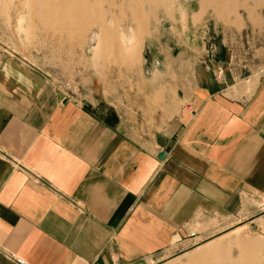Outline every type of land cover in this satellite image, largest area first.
I'll return each mask as SVG.
<instances>
[{
	"label": "crops",
	"instance_id": "1",
	"mask_svg": "<svg viewBox=\"0 0 264 264\" xmlns=\"http://www.w3.org/2000/svg\"><path fill=\"white\" fill-rule=\"evenodd\" d=\"M235 26L172 32L121 103L95 89L70 96L0 56V264H152L212 231L197 224L253 209L244 199L264 194V20Z\"/></svg>",
	"mask_w": 264,
	"mask_h": 264
},
{
	"label": "rangeland",
	"instance_id": "2",
	"mask_svg": "<svg viewBox=\"0 0 264 264\" xmlns=\"http://www.w3.org/2000/svg\"><path fill=\"white\" fill-rule=\"evenodd\" d=\"M101 2L87 13L94 23L87 26L80 21L83 33L73 36L59 24L48 27L34 19L33 5L28 0H0V56H12L35 66L70 96H88L95 89L104 97L114 95L121 103L124 93L128 94V88L133 91L141 80L143 68L149 66L145 58L147 51L151 55L154 49L162 50V41L168 40L172 32L185 37L188 30L200 37L232 36L236 20L243 15L251 18L254 14L255 18L264 20V0H135L140 7L138 14L143 17L138 27L129 0ZM216 20L225 26H215ZM103 31L112 34L113 48L101 44ZM245 55L250 57L238 52L236 61L242 66H257L250 58L243 60ZM258 65L264 64L258 62ZM124 90L127 92L123 93ZM244 200L246 205L253 206L252 210L222 223L209 219L205 224H197L201 230L212 228V231L200 234L192 241L195 244L186 241L180 250L164 253L149 262L184 264L188 253L197 254L209 244L207 247L218 248L215 250H226V255L212 260V264H264V194ZM237 245L243 246V250ZM237 259L241 262L236 263ZM204 263L208 261L195 260L188 264Z\"/></svg>",
	"mask_w": 264,
	"mask_h": 264
},
{
	"label": "bare ground",
	"instance_id": "3",
	"mask_svg": "<svg viewBox=\"0 0 264 264\" xmlns=\"http://www.w3.org/2000/svg\"><path fill=\"white\" fill-rule=\"evenodd\" d=\"M28 1H30L31 4L33 5L34 11H32L31 15L32 17H34V19H37L38 21L42 22L48 27L59 24L63 28L70 30L69 32L73 36H81L83 33L82 30L83 25L80 26V21H82L84 25L87 26H91L94 23L93 17L89 16L87 13L90 9H92L93 5H101L102 3L101 0H28ZM111 5L113 4L111 3ZM129 7L131 10H133L136 13L134 14V19L136 20L137 25L139 27V25L143 22L142 15L138 14V10L140 9L139 4H136L135 0H129ZM39 10L41 11L39 12ZM111 37L112 34L110 32L103 31V34H101L100 36L101 44L103 43L104 48H108L107 45H111L112 46L111 48H113L114 43L111 42ZM134 38H136L135 31H134ZM136 42L137 40H135V43ZM102 51H100L99 53H101ZM149 56L150 53L149 51H147V56H145V58L147 59L149 58ZM221 244L219 243L220 248H222ZM207 246H205L204 249L202 248L203 249L201 250L202 252L198 251L196 252L197 254L189 256V262L192 263L195 262V260H207L208 264H212V260L217 261L221 257L226 255V250H224L223 248L219 250H215L216 248L215 246H211V247H207ZM237 247L239 248L240 251L243 250V246L237 245ZM238 262H241V259L239 260L237 259L236 263Z\"/></svg>",
	"mask_w": 264,
	"mask_h": 264
},
{
	"label": "built area",
	"instance_id": "4",
	"mask_svg": "<svg viewBox=\"0 0 264 264\" xmlns=\"http://www.w3.org/2000/svg\"><path fill=\"white\" fill-rule=\"evenodd\" d=\"M199 235H195V234H192L187 240V242H192L194 241L195 239L198 238ZM193 244H195L196 242H192ZM17 264H27L26 262H24L23 260H20V259H16L15 260Z\"/></svg>",
	"mask_w": 264,
	"mask_h": 264
},
{
	"label": "water",
	"instance_id": "5",
	"mask_svg": "<svg viewBox=\"0 0 264 264\" xmlns=\"http://www.w3.org/2000/svg\"><path fill=\"white\" fill-rule=\"evenodd\" d=\"M161 156H162V155H161ZM161 156H160V157H161Z\"/></svg>",
	"mask_w": 264,
	"mask_h": 264
}]
</instances>
